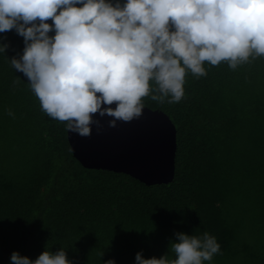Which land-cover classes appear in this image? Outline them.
Instances as JSON below:
<instances>
[{
  "label": "trees",
  "instance_id": "trees-1",
  "mask_svg": "<svg viewBox=\"0 0 264 264\" xmlns=\"http://www.w3.org/2000/svg\"><path fill=\"white\" fill-rule=\"evenodd\" d=\"M0 37V264L59 247L74 264H134L138 251L164 254L174 232L205 231L220 245L205 264H264V56L234 69L205 61L203 76L186 69L179 102L142 98L177 128L175 178L148 186L83 167L64 122L8 63L22 37Z\"/></svg>",
  "mask_w": 264,
  "mask_h": 264
},
{
  "label": "clouds",
  "instance_id": "clouds-1",
  "mask_svg": "<svg viewBox=\"0 0 264 264\" xmlns=\"http://www.w3.org/2000/svg\"><path fill=\"white\" fill-rule=\"evenodd\" d=\"M9 30L23 48L8 63L41 111L88 137L100 129L94 116L110 117L109 127L139 118L143 97L179 102L186 69L203 76L205 61L234 69L264 56V0H0V33ZM8 47L0 43V54ZM173 235L159 258L138 251L134 264H205L220 252L206 231ZM9 264L74 262L59 247L35 259L13 251Z\"/></svg>",
  "mask_w": 264,
  "mask_h": 264
},
{
  "label": "water",
  "instance_id": "water-1",
  "mask_svg": "<svg viewBox=\"0 0 264 264\" xmlns=\"http://www.w3.org/2000/svg\"><path fill=\"white\" fill-rule=\"evenodd\" d=\"M100 129L88 137L68 132L74 157L87 169L127 174L148 185L169 184L175 178L177 128L159 110L144 107L139 118L108 126L110 117H98Z\"/></svg>",
  "mask_w": 264,
  "mask_h": 264
}]
</instances>
